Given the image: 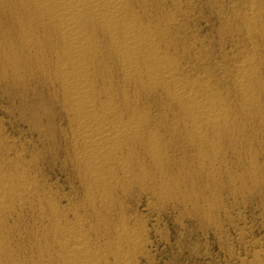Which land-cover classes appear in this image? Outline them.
I'll use <instances>...</instances> for the list:
<instances>
[{"label": "bare ground", "instance_id": "1", "mask_svg": "<svg viewBox=\"0 0 264 264\" xmlns=\"http://www.w3.org/2000/svg\"><path fill=\"white\" fill-rule=\"evenodd\" d=\"M148 2L150 4V0ZM254 2L243 18L251 41L261 35L260 26L264 22V2L261 5ZM145 3V0H0V78L14 85L30 83L49 91V100L55 103L59 116L65 120L63 124L68 127L73 166L77 167L78 180L86 189L85 206L81 204L85 210L82 208L84 212L80 213L77 208H66L71 202L64 207L59 202L60 197L44 190L38 176L31 172V168L33 171L36 167L33 163L31 167L21 164L17 158V162L0 160V264H135L137 257L143 254L145 242L141 231L120 215L116 206L118 195L140 188L151 192L159 201H171L173 197L177 200V196H183L185 200L190 196V189L185 187L184 190V183L179 179L185 176L182 174L186 172L184 166L188 168L185 160L189 161V156L177 165L174 160L179 158L180 161L181 156L175 153L180 157L172 158L170 148L181 146L178 143L187 145L185 148L194 147L198 150L195 160L198 161L196 166L200 164L199 171L213 177L219 171L217 165L222 163L219 160L225 153L223 148L229 145L224 144H236L245 129L243 123L247 125L261 116L258 115V109L262 108H259V94L264 90L259 93L262 88L257 73V68H262L259 58L246 55L239 62L235 79L230 77L234 80L233 90L232 85L230 89L220 88V83L213 82L218 80L212 75L199 76L200 71L195 78H185L189 74L183 75L182 51L181 55L174 51L176 45H173L170 30L175 19L181 16H175L173 12L176 18H168L169 14L164 13L167 18L164 17L163 24L155 19L157 15L152 18L147 14ZM154 6H151L152 10ZM161 14L165 16L163 11ZM177 26L182 28L181 24ZM196 58L192 56V60ZM196 61L198 65L199 60ZM197 65L192 64V67ZM155 103L163 107L161 114H157L160 111L156 115L152 113ZM255 122L254 125L259 124V121ZM242 143L240 140L241 148ZM251 164L253 168L254 164ZM176 165L175 171H184L181 175L174 174ZM115 207L120 213L118 216L122 217L117 221L116 217L112 219L114 214L116 216ZM25 211L35 215L37 218L33 219L38 221L35 230L29 234L27 246L26 238L23 240L25 246L20 244L22 237H16L20 233L15 225Z\"/></svg>", "mask_w": 264, "mask_h": 264}, {"label": "rangeland", "instance_id": "2", "mask_svg": "<svg viewBox=\"0 0 264 264\" xmlns=\"http://www.w3.org/2000/svg\"><path fill=\"white\" fill-rule=\"evenodd\" d=\"M151 1L152 0H150V4H148L149 3L148 0H145L146 2L145 7L147 14H149L150 17L152 18H155V16L157 15L156 17L158 18L155 19L161 20L163 24H165L164 21L167 18V14H169L168 18L169 17L174 18L175 14H176L175 16L178 17L181 16L179 18L175 17L176 19L174 18L175 23L172 25L173 27H170L171 28L170 30H171L173 45L174 44L176 45L173 46V48L176 47L174 51L177 53L179 52V54L182 51V56L180 57H182L181 63L183 65V68L185 65L183 75L186 73L184 75L185 77L186 75L189 74V76H186L185 78L188 77L195 78V76L197 77L200 74V72H202V74H200L199 76H203V75L207 76V74L212 75L211 77L212 78L214 77L213 79L218 80V81L213 80V82H215L216 85L220 83L219 84V87L221 86L220 88H225V87L229 88V86L232 85L230 86V88L233 90L234 80L231 79L230 77L235 79L236 76L235 69H237V67L239 66L238 65L239 62L241 63L242 60H244L247 56L248 57L254 56L255 59L258 58L260 59L261 63L260 62L258 63H260L261 66L259 64L258 65L262 67V68L259 67L257 68V73L258 72L260 73V74L258 73V76L260 78V81H262L261 82L262 85H260L262 86V88L261 90L259 88V93L264 90V86H263L264 85V39H263L264 24L263 23L264 22H262V26H260L261 35L257 36L258 39L255 38V40L251 41L250 38H248V34H247L248 32L244 25L245 19H243L245 15H247L251 10L250 5L254 1L252 0H181V1L176 0V2L173 0H155L156 2H154V0L153 2ZM173 2L175 3L173 4ZM263 2L264 0L261 1L255 0L254 3H258L261 5V3ZM155 3H157V5H155ZM158 4L161 8L160 7L158 8ZM150 5L152 7L154 5L157 7L156 8L154 6L153 9L155 11L152 10V7ZM177 7L179 8L178 10L176 9ZM149 8H151V10ZM162 11H163V15H165L163 17L161 14ZM175 12H178V14ZM154 14L155 16H153ZM164 17L166 18L164 19ZM177 19L179 20V22L177 21ZM179 23L181 24L182 28L177 26L180 25ZM174 29L178 30V31L175 30L177 33H175V31L173 32ZM180 29L182 30V32H180L181 31ZM246 34L247 36H245ZM174 36H176V38H174L176 40L173 39ZM175 41L176 43H174ZM196 41L198 42L197 45L194 44L196 43ZM249 41L251 43L253 42V44H251ZM185 45H189V46H187L186 49H184ZM192 46L194 47L197 46V47L194 48ZM180 47L182 48V50L180 49ZM192 48L195 50H193ZM187 49L189 51L190 50L192 51H190L189 53L187 52L188 51ZM199 49L200 52L203 51L202 52L203 54H200V52H198ZM254 49L256 50L254 51ZM251 52L252 53L255 52L256 55L254 54L252 55ZM198 53L200 54V56ZM186 54L192 55L194 59L195 57H197L196 60L197 59L199 60L198 65L196 63L197 62L196 60L194 59L192 60V56L188 55L187 57H185ZM201 55L202 56L204 55L205 57L203 56L201 58ZM184 57L188 59H185ZM206 58L207 60H205ZM191 60L194 62H192ZM237 60L238 63L236 64ZM194 63L198 67L197 66L192 67V64L195 65ZM200 64L201 66H199ZM208 66H209V70H208ZM187 67L189 68L190 71L192 70L193 71L190 73ZM205 68H207L206 70L208 71H206ZM202 70L206 71L207 73L205 72L206 74L205 73L203 74ZM195 71L198 73L196 74ZM224 76H226V78H223ZM227 78L229 79L227 80ZM225 80L227 81L225 82ZM229 81L231 82V84ZM227 82L228 84H225ZM20 88L22 91L20 90ZM261 93L259 94L261 95L259 100L260 107L259 106L258 107L259 108L262 107V108L258 109V111L262 114L258 113V115H261V116H257L259 117V119L256 117V119L253 120L254 122L259 121V124L255 122V124L256 123L257 124L254 125V122L252 121L251 123L249 122L246 123L247 125H245V123L242 122L245 127L242 135L239 136V140L236 144L235 143L224 144V146L226 144H229L226 145V147L227 146H232V147L230 148L227 147L228 149L226 147L223 148V151L225 153L223 154V157L219 160L220 162L222 161V163H219L218 161L219 164L217 165V171L218 170L219 171L216 172V175H213V177L212 175L205 174V172H202L201 170L199 171V168L201 169V167H198V165L200 166V164H197L196 166V162L198 163V161L195 160V158L197 159L196 154H198V150H195L194 147H190V148L187 147L188 148L187 149L185 148L187 145L184 147L181 143H178V145L180 144L181 146L170 148L169 153L172 158L174 156V159H176L181 156L180 161L179 158L174 160L175 163L177 162V165L178 162L179 163L182 162L181 160H184V158L185 159L187 158L186 156H189L188 157L189 161H187V159L185 160L188 165L187 169L184 166L183 170H186V172L184 171L183 172L185 174H182L183 172L179 173L178 169L175 171V169L178 168L177 165L175 166V168L173 167L174 171L172 170L174 174L176 172L175 175H177V172L180 175L182 174L183 176L184 175L186 176L187 175L186 173L189 174L187 176L190 178L185 176L182 177L178 174L180 177H182V179L183 178L185 179L183 181L181 178L179 179L178 176L180 182L184 183L182 184L183 189L185 187L186 189L188 188L190 189V196L185 198V200L184 198L182 199L183 196L181 197L177 196L178 198L175 197L177 200H174L173 197L171 201H167V200L159 201V199L153 198L154 196L150 194L151 192L148 193L146 192V190L140 188L131 189L132 191L129 190L127 191L128 193L126 192L125 194H121V196L120 194L118 195L120 199L119 197H117V200L119 201L117 202V204L119 203L118 205H120L121 202V205L120 206L116 205L117 208H119V210L115 207L116 209L114 210V212H116V216L114 214V216H112V219L114 217L117 218V219L114 218L115 221L121 219L122 217L125 221L126 219H128L129 221L127 220V223H129V225H135L134 227L141 231L142 238L144 240L143 242H145L143 246L144 250H142L143 254L137 257L135 264H264V136H263L264 135V127H263L264 126V106H263L264 92ZM49 96H50L49 91H47V89L44 87L36 86L30 83L29 84L27 83L26 85L24 84V86H21V84L14 85L10 81L7 80L4 81L0 78V148H1L0 156L2 154L5 155V156H1V158L2 157L5 158L4 159L0 158V160H5V161L9 160V162L10 161L17 162L20 159L18 162L20 163L22 162L21 164L31 165V163H33L32 165L34 166L36 165V167L33 168V171L31 168V172H33V175H36V177L37 176L40 177V178L37 177V179L39 183L45 187V188L43 187L44 190L47 189L46 192L52 196H55L57 198L60 197L59 202L62 204V206L65 205L64 207H66V205L71 202L72 205L69 204L67 205L66 208L71 209L73 207L72 208L73 210L74 208L75 209L77 208V210H79L80 213H83L84 211H82L81 209L85 208L82 205L85 206L86 203V189L81 185L82 184L81 180H78L80 179V177H78L79 174L77 173L78 172L77 167L73 166L75 162L73 160L74 154L69 139L71 138L69 134V130L66 123L63 124L65 120L63 119L62 116H59L58 108H56L54 102L49 100L50 99ZM48 100L50 103L48 102ZM156 104L157 103H155V108H154L155 111L153 109L152 113H155L156 115V112L160 111L157 112V114H161L163 112V107L162 106L159 107ZM49 112L51 117L48 114ZM260 118H262L261 119L262 122L260 121ZM61 119H63L64 121ZM248 124H250L251 126ZM65 127L67 129H65ZM247 128L248 130L249 129L250 130L248 131ZM246 132L248 134H246ZM253 133L255 136H252ZM249 134L253 137L254 140H252L251 136L247 137V135ZM243 135L246 136L244 137V139H243ZM245 139L248 140L245 141ZM240 140L241 143L243 142L242 145H244L243 147L245 148L243 147L241 148V144H239ZM249 140L251 141L248 143ZM246 142L248 144L250 143L251 144L247 145ZM244 143L247 146H245ZM248 146L250 149H247ZM180 147H182L183 150ZM231 148L234 149L232 150ZM190 149H193L194 151L193 150L190 151ZM184 150L186 151L187 155L185 154ZM10 152L13 155H11ZM254 152L256 153L254 154ZM175 153L177 154L179 153L180 156L178 155V157H176L177 154ZM238 153L240 155H238ZM8 154H10V156ZM255 155L257 156L255 157ZM251 156H254L255 158L254 157L251 158ZM27 160H29L30 162L29 161L26 162ZM24 161L26 163H23ZM250 162L253 163L254 165L255 163L257 164V166L255 165V169H253L254 165L253 168H251L252 164ZM190 164L191 166H189ZM32 165L31 167H33ZM254 170L256 171L253 172ZM172 171H171V175H173ZM247 171L249 172V174ZM196 173L198 175L201 173L200 174L201 177L198 176ZM203 173L207 176L203 175ZM256 177L258 178V180ZM40 179L42 182L40 181ZM186 179L188 180L189 183L187 182ZM240 179L241 180L243 179V181H239ZM185 181L188 184L185 183ZM83 193H85V195ZM61 195L65 197H62ZM188 198H190L189 199L190 201L188 200ZM81 200H83L84 204L81 202ZM73 203L77 206L75 207ZM78 203H80V205L82 204L81 207L79 206ZM117 210L121 212V214L118 213ZM25 212L28 215L26 213L25 214L22 213L23 216L21 214L19 217L20 219H18L19 221L17 220L16 222L18 224L15 223L17 227V233H20V235L16 234V237H18V239L22 237L20 238L21 243L16 237H15V241L17 240V242H19L20 244L23 243L22 245L24 246H25L24 244L25 242L27 246L30 243L29 234L35 230L34 228L37 227L38 221H36L37 219L35 220L33 219L37 217L33 214L31 216L30 215L31 212H27V211ZM118 214H120L122 217L120 215L118 216ZM21 220H23L22 221L23 224H21ZM32 222H34L33 223L34 226L31 225ZM19 226H22L24 230L21 227L19 228ZM31 227L32 230H30ZM23 231L25 232V235L27 233L26 237ZM21 232L23 234H21ZM27 239H29V241H27Z\"/></svg>", "mask_w": 264, "mask_h": 264}]
</instances>
